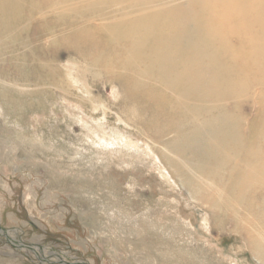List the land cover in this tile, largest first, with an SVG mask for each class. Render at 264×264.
Instances as JSON below:
<instances>
[{
  "label": "rangeland",
  "instance_id": "1",
  "mask_svg": "<svg viewBox=\"0 0 264 264\" xmlns=\"http://www.w3.org/2000/svg\"><path fill=\"white\" fill-rule=\"evenodd\" d=\"M145 1L193 37L180 50L216 82L198 100L153 104L157 72L108 39L119 10ZM208 1H14L22 19L0 35V264H264V178L242 168L264 159V0L216 32ZM209 106L226 148L191 136Z\"/></svg>",
  "mask_w": 264,
  "mask_h": 264
},
{
  "label": "bare ground",
  "instance_id": "2",
  "mask_svg": "<svg viewBox=\"0 0 264 264\" xmlns=\"http://www.w3.org/2000/svg\"><path fill=\"white\" fill-rule=\"evenodd\" d=\"M14 1L0 0V35L1 32L12 26L10 22L15 24L22 19L18 15L17 11L19 10H16L18 6ZM238 1L241 2V11L237 13L236 4ZM246 2L245 0H209L204 5L206 12L217 11L219 14V18L211 20L210 30L214 32L220 30L218 24L223 27L224 25H230L229 30H231L232 23L237 27H243V24L245 26L246 21H243L240 16L249 5ZM139 7L144 12L134 14ZM37 10V6L34 5V7L28 9V14L33 15ZM118 13L119 19L114 24L120 27L121 32H118L119 35H109L108 39L114 43L125 42L130 50L141 51L143 55L141 58L137 56L136 61L142 60L148 63L143 72L148 73V75L152 74L151 69L157 72L155 74L163 83L162 89H165L166 92L154 91L153 94L155 95L152 96L151 100L153 104H159L158 100H161L167 92H174L179 96L178 104H185L189 99L198 100L197 90L201 88L202 82L204 84L205 80L208 81L209 87H215L216 82L212 76L208 80L204 78L202 74L204 66L199 56L192 53L188 47L185 51L180 50L181 42L193 38L191 36L186 37L187 30L182 19L179 17L172 18L166 11H158V9L153 8V4H149L147 1L137 4L130 3L123 10H119ZM111 28L108 25L105 29ZM133 58L135 59V57ZM206 66L212 67V69L214 67L213 64H207ZM205 111L202 110L201 115L199 113L202 116L200 117V123L198 120L191 123V136L196 133H203L204 139L210 145L216 142L217 147L226 148L231 137L222 129L218 131L220 127L215 125L216 115L213 107L207 108ZM195 119L196 117L192 121ZM224 160L227 163L232 162L231 158H224ZM242 168L247 173L248 181H258L264 178V159L261 157L256 156L252 159V156L248 155Z\"/></svg>",
  "mask_w": 264,
  "mask_h": 264
},
{
  "label": "crops",
  "instance_id": "3",
  "mask_svg": "<svg viewBox=\"0 0 264 264\" xmlns=\"http://www.w3.org/2000/svg\"><path fill=\"white\" fill-rule=\"evenodd\" d=\"M22 198L25 199V195H24V193L22 194ZM11 213H12V212H11Z\"/></svg>",
  "mask_w": 264,
  "mask_h": 264
}]
</instances>
